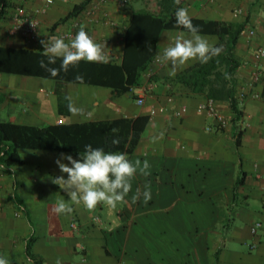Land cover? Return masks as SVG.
Instances as JSON below:
<instances>
[{
	"label": "crops",
	"instance_id": "0c3cea01",
	"mask_svg": "<svg viewBox=\"0 0 264 264\" xmlns=\"http://www.w3.org/2000/svg\"><path fill=\"white\" fill-rule=\"evenodd\" d=\"M12 1L34 14L45 0ZM82 1L55 0L40 17L41 36L34 43L10 36L11 20L0 22V46L44 50L41 40L61 37L73 29L74 22H68L52 31ZM145 1L124 6L122 0H110L93 17L82 16L85 31L105 45L108 63L121 60L130 15L145 9ZM240 7L246 15L237 18L234 11ZM185 8L194 19H248L247 29L256 30L250 42L245 31L236 50L242 62L237 80L243 116L238 125L218 128L211 117L197 112L206 98L173 83L180 72L198 61H189L174 76L169 75L170 64L152 63L144 80L145 75H152L157 88L142 107L132 93L117 96L107 88L79 85L98 89L84 95V88L72 86L78 84H21L0 74L2 120L46 127L61 119L70 125L150 116L133 151L122 153L133 161L146 159L151 165L150 175L137 173L125 202L115 208L103 202L94 210L73 204L71 214L58 215L53 211L57 201L69 197L52 182L61 175L67 178L55 161L61 153L75 159L80 155L22 150L23 165L5 170L0 166V257L11 264H26L29 257L33 262L38 257L43 264H55L58 258L62 264H264V77L258 83L252 80L256 50L264 47V0H189ZM178 36L190 38L182 31L164 32L156 58ZM201 36L213 38L214 46L218 42L215 36ZM259 67L264 73V60ZM66 96L91 115L72 114ZM183 108L187 111L178 116ZM218 108L232 118L229 103H218ZM153 109L155 116L151 115ZM161 133L162 138L153 143L152 137ZM136 136L130 131V141ZM42 155H46L45 161ZM146 186L151 200L145 203L141 196L133 202L136 190L143 192ZM96 216L102 218V225L94 222ZM257 223L262 227L254 233Z\"/></svg>",
	"mask_w": 264,
	"mask_h": 264
},
{
	"label": "trees",
	"instance_id": "16d2710c",
	"mask_svg": "<svg viewBox=\"0 0 264 264\" xmlns=\"http://www.w3.org/2000/svg\"><path fill=\"white\" fill-rule=\"evenodd\" d=\"M94 1L83 0L74 5L68 15L52 27V31L60 25L81 19ZM139 1L131 0L128 5ZM188 1L180 0L177 5L174 0H147L145 9L132 11L119 62L94 63L82 60L76 66H69L67 72L61 69L57 76L52 77L39 65L41 60L45 63L48 60L43 55V50L0 46V74L107 88L117 96L130 94L142 86L144 73L159 53L162 34L166 31L188 33L186 29L177 26L175 20L177 8L186 7ZM17 7L12 0H0V22L11 20ZM192 23L200 29V35L217 37L215 46L222 45L223 52L206 64L197 62L180 72L173 83L217 103H229L233 113L232 125L237 126L243 112L240 108L237 80L242 62L236 50L249 20L219 22L192 18ZM61 62L57 58L56 63L48 67L59 69ZM77 74L83 76V84L75 80ZM149 120L150 116H145L112 123L90 122L39 127L0 119V166L5 170L23 165L25 161L21 155L22 150H48L80 155V152H84L85 145L91 144L93 148H103L105 152L131 153ZM130 131L137 135L131 141ZM113 139H118L119 144L114 145ZM242 181L240 180V184ZM32 259H35V264H43L38 257Z\"/></svg>",
	"mask_w": 264,
	"mask_h": 264
},
{
	"label": "clouds",
	"instance_id": "9594fccd",
	"mask_svg": "<svg viewBox=\"0 0 264 264\" xmlns=\"http://www.w3.org/2000/svg\"><path fill=\"white\" fill-rule=\"evenodd\" d=\"M179 5L180 0H174ZM177 26L188 31L190 38L178 36L174 43L163 49L157 60L161 64H170V76H174L179 68L185 66L189 61H198L201 64L208 63L213 57L219 56L223 52V46H214L201 36L200 29L192 23L189 10L185 7L177 8L175 12ZM43 55L48 57L47 63L44 60L39 62L42 69L50 73L52 77L59 74L60 70L67 72L69 66H76L80 61L94 63H108L109 56L105 53V45H101L85 31L81 26L69 42H65L62 37L55 35L48 36L47 40H41ZM57 58L61 59L60 68H51L48 65L56 63ZM75 80L80 84L84 83L82 75L77 74ZM68 110L79 116H90L83 107L76 106L71 96H66ZM152 137V142L162 138ZM114 145L119 144L118 139H113ZM63 161H67L64 163ZM61 173L67 174L53 179V183L64 190L69 197L68 201L60 199L57 201L53 211L56 214H71L74 209L73 204H83L88 210H94L100 203L115 208L118 203H124L125 197L132 190V180L137 173L150 175L151 165L148 160H130L126 153L105 152L103 148H93L91 144L85 145L80 158L75 159L70 154L61 153L56 159ZM141 196L145 203L151 200V191L146 186L143 192L137 189L132 196V201L137 202ZM0 264H11L10 260L0 257ZM26 264H34L31 258H27ZM55 264H62L58 258Z\"/></svg>",
	"mask_w": 264,
	"mask_h": 264
},
{
	"label": "built area",
	"instance_id": "2783aa9c",
	"mask_svg": "<svg viewBox=\"0 0 264 264\" xmlns=\"http://www.w3.org/2000/svg\"><path fill=\"white\" fill-rule=\"evenodd\" d=\"M110 0H95L91 7L86 12V17L91 18L95 15V13L101 10ZM131 0H122V4L128 5ZM55 3V0H45L44 4L41 8L35 10L34 14H30L27 9L23 6H18L13 14L11 19V27L9 29L10 36H20L25 41L30 44L34 43L41 36V20L40 17L44 14L50 6ZM234 15L237 18H241L246 15V11L244 8H237L234 11ZM82 25V19H78L74 21L73 29L69 32L64 33L61 37L65 40V42H69L72 38H74L75 34L79 31ZM248 41L250 42L256 36V30L254 28L249 27L246 30ZM264 60V47H258L255 53V69L252 74V80L255 83L261 81L264 77L263 71L260 69L259 65ZM155 64L162 65L157 58L154 60ZM152 75H145V80L142 86L138 89H134L132 94L135 98V102L138 106L142 107L145 105L146 100L149 96L153 94V92L157 88V84L155 81L151 79ZM242 97V96H241ZM169 103L173 102V98H169ZM187 111V108H183L181 111L177 112L178 116H181ZM197 112L206 114L211 117L216 126L222 130H228L232 126L231 119L224 116V114L218 108V103L212 99H206L204 102L200 103L197 106ZM157 111L153 109L151 111V115L155 116ZM63 120H59V124H63ZM94 222L102 225L103 221L100 216H96L94 218ZM262 227L261 223H257L253 226L252 231L257 233L258 230ZM73 229H78L76 224H72ZM86 248L82 246V251H85ZM116 264H125L124 262H118Z\"/></svg>",
	"mask_w": 264,
	"mask_h": 264
},
{
	"label": "rangeland",
	"instance_id": "374dc122",
	"mask_svg": "<svg viewBox=\"0 0 264 264\" xmlns=\"http://www.w3.org/2000/svg\"><path fill=\"white\" fill-rule=\"evenodd\" d=\"M208 41H209V43L210 44H212L213 45V38H206ZM215 40H218L217 38H214ZM5 76V78H8V80L9 79H12V80H14V81H17V82H21V84L22 83H25V84H28V83H30V82H33V83H35V82H37L38 83V85H42V84H46L47 86H50V84L53 86V85H55V83L54 82H52V81H48V80H45V79H38V78H29V77H21V76H14V75H4ZM26 81H29V82H26ZM35 81V82H34ZM50 82H52V83H50ZM33 85V84H32ZM72 86H76V88L77 87H81V88H84V95H90L92 92H95V91H98V89L97 88H93V87H87V86H79V85H72ZM72 88H74V87H72ZM74 90V89H73ZM71 95H72V93H71ZM3 119H6V120H9L8 118H3ZM45 157H46V155H42V160H44L45 161ZM25 159H29V155H25Z\"/></svg>",
	"mask_w": 264,
	"mask_h": 264
}]
</instances>
